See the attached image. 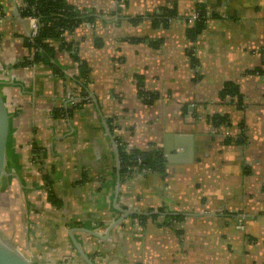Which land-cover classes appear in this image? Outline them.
<instances>
[{
    "label": "crops",
    "instance_id": "1",
    "mask_svg": "<svg viewBox=\"0 0 264 264\" xmlns=\"http://www.w3.org/2000/svg\"><path fill=\"white\" fill-rule=\"evenodd\" d=\"M64 1L96 13L65 35L78 61L50 42V61L23 65L24 1L0 0L6 146L43 147L51 180H8L3 215L22 233L11 244L32 264H264V0ZM198 6L211 17L190 39ZM163 8L178 18L153 24ZM226 83L241 101L220 97ZM73 95L90 100L65 107ZM213 115L228 125L214 131ZM118 144L160 148L162 171L122 175ZM40 237L55 242L38 257L28 241Z\"/></svg>",
    "mask_w": 264,
    "mask_h": 264
},
{
    "label": "trees",
    "instance_id": "2",
    "mask_svg": "<svg viewBox=\"0 0 264 264\" xmlns=\"http://www.w3.org/2000/svg\"><path fill=\"white\" fill-rule=\"evenodd\" d=\"M23 1L24 6L20 10L21 17L34 16L38 19L40 26L38 34L35 37H26V45L29 48V53L28 56L23 58L18 64L31 65L46 60L50 61L55 51L54 46L50 45V42H56V48L68 51L73 59L78 61L76 48H73V46L65 40V35L71 33L76 27L83 23H93L96 18V13L92 10L77 9L64 0ZM197 10L203 12L204 8L198 6ZM148 17L155 25H167L172 20L178 18L176 12L169 8H163L159 13H153ZM204 25L205 21L194 24L193 27L187 29L186 35L190 39H194V37L200 33ZM188 55L192 63H195L196 60L193 57L192 50L188 51ZM138 87L139 94L145 102L150 103L156 98L155 94L144 91L141 84H139ZM226 96L237 97L238 101H241L238 90L235 85L231 83H226L220 92L221 98ZM210 121L213 126H219L221 124L228 125V119L225 116L213 115ZM117 147L119 170L124 176L132 174L133 172H161L164 167L163 151L158 147L146 151L135 149L127 151L120 144H118ZM33 150L36 153L41 152V150L36 147L33 148ZM48 199L52 203H58L49 190Z\"/></svg>",
    "mask_w": 264,
    "mask_h": 264
},
{
    "label": "rangeland",
    "instance_id": "3",
    "mask_svg": "<svg viewBox=\"0 0 264 264\" xmlns=\"http://www.w3.org/2000/svg\"><path fill=\"white\" fill-rule=\"evenodd\" d=\"M35 147L39 148L41 152L40 153L34 152L33 148ZM17 149H18V154L16 156H12V153L10 152L9 144L6 146L4 174L2 175L0 179V234L4 238H6L10 244L13 238L15 242H18V241L20 242L19 238L21 237L22 233L20 231L21 230L20 218H16V215H14L13 217L10 218L9 223H8L7 216L5 217L3 215L2 209L4 208V202L6 200L5 189L6 187L9 188L8 180L17 179V180H20L22 185L26 184L34 188H36L37 186H41L42 182L44 183L51 182L48 171L47 172L44 171V170H47V167L44 165L43 162L41 163V166L39 164L42 161L43 157L45 158L43 147L41 148V146L38 145L36 142L34 144L32 140H30V144L27 147V150H28L27 153L23 154V150L20 147H17ZM28 155H30L34 159V161H36L37 163L28 162L27 159H25L24 161L22 160L23 156L27 158ZM41 168L43 172L40 170ZM23 173H25V178L23 176ZM46 196H47L46 197L47 201L50 203V205L55 206L56 208L60 205L59 202L52 203L48 199L47 192H46ZM22 203L24 204L27 212H33V209L36 208V207H31L30 205H26V202H22ZM42 208H44V206H42ZM47 208L48 207H46L44 211H47ZM11 221L13 222L12 226H11ZM28 225L30 226V228H32L33 226L31 225H35V223L29 222ZM60 227L62 226L60 225ZM12 234H13V238H12ZM55 238L57 239V236ZM54 239L47 240L46 238L40 237L38 240L30 239L28 241V244L30 245V247H33V250H35V253L38 255V257H40L41 254H46L47 252L49 253L48 249L51 247L50 241L55 242ZM72 245L75 246V243H74L73 238L70 237L69 247H72ZM22 251L26 255V257H28V259L32 261V258L29 252H27L26 249H22ZM67 252L68 251H64L62 256L66 255ZM41 261L43 262V260Z\"/></svg>",
    "mask_w": 264,
    "mask_h": 264
},
{
    "label": "water",
    "instance_id": "4",
    "mask_svg": "<svg viewBox=\"0 0 264 264\" xmlns=\"http://www.w3.org/2000/svg\"><path fill=\"white\" fill-rule=\"evenodd\" d=\"M7 138V114L0 97V179L4 174ZM0 264H32L19 250L0 234Z\"/></svg>",
    "mask_w": 264,
    "mask_h": 264
},
{
    "label": "built area",
    "instance_id": "5",
    "mask_svg": "<svg viewBox=\"0 0 264 264\" xmlns=\"http://www.w3.org/2000/svg\"><path fill=\"white\" fill-rule=\"evenodd\" d=\"M211 17V12H209L208 10L204 9L203 12H199V10H196L194 12V14L188 18L185 19V22L188 25H194L196 23H200V22H204L206 21V19ZM25 20L28 23V37L29 38H33L38 34V29H39V22L38 19L34 16H27L25 17ZM92 26V23H90ZM81 100H85V101H89L90 98L89 96H86L84 98L78 97V96H70L67 100V103L65 105V107H74L75 105H77V103H79ZM218 130V126H214V131ZM225 134L228 135V131L225 130ZM127 151H129L128 149H126ZM245 216L244 215H240V218L243 219Z\"/></svg>",
    "mask_w": 264,
    "mask_h": 264
}]
</instances>
